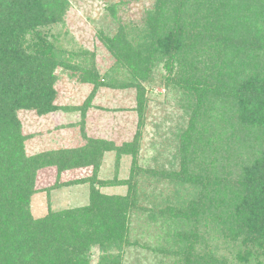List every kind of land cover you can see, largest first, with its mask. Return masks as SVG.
Segmentation results:
<instances>
[{
	"label": "trees",
	"instance_id": "obj_1",
	"mask_svg": "<svg viewBox=\"0 0 264 264\" xmlns=\"http://www.w3.org/2000/svg\"><path fill=\"white\" fill-rule=\"evenodd\" d=\"M69 8L70 0H0V264H90L91 245L124 231L135 194L134 179L124 196L92 189L89 205L34 218L38 170L88 165L113 145L88 138L27 155L17 111L65 108L54 102L58 67L92 84L74 108L82 121L100 88H134L143 106L142 86L160 65L188 117L175 134V156L179 180L192 188L176 191L173 210H165L172 225L164 251L173 264H264V0H154L140 35L128 39L118 27L102 39L115 59L103 77L92 53L66 54L49 41ZM113 149L135 154L136 142Z\"/></svg>",
	"mask_w": 264,
	"mask_h": 264
},
{
	"label": "rangeland",
	"instance_id": "obj_2",
	"mask_svg": "<svg viewBox=\"0 0 264 264\" xmlns=\"http://www.w3.org/2000/svg\"><path fill=\"white\" fill-rule=\"evenodd\" d=\"M154 0H70V8L62 24L50 27L47 35L55 48L66 54L85 51L93 54L99 74H108L114 57L106 47L105 37H112L121 28L127 38L140 35L144 11ZM110 5L116 8L112 13ZM46 32V30H45ZM29 39V38H28ZM57 105L65 107L45 115L34 110H18L21 132L27 155L58 148L85 145L87 139H100L108 144L100 159L88 165L57 171L56 167L38 170L35 180L37 191L30 199L34 218L47 214L48 209L80 208L89 205L92 189L105 195L124 196L127 181L134 180L135 194L126 210L124 231L118 238H106L103 244L89 248L90 264L100 259L116 264H173L175 255L164 251L163 242L172 224L163 222L166 209L177 203L179 192L186 194L191 185L177 176L175 134L187 123L180 93L165 87L161 65L154 79L144 82L143 106L138 105L134 88H100L93 97L82 121L75 107L83 105L92 84L81 82L79 76L61 67L55 70ZM164 73V72H163ZM180 100V99H179ZM136 142V153H117V146H131ZM260 151V150H259ZM262 152V151H260ZM260 154L258 153L257 156ZM96 163L97 165H95ZM133 193V191H132ZM173 210V209H170Z\"/></svg>",
	"mask_w": 264,
	"mask_h": 264
}]
</instances>
